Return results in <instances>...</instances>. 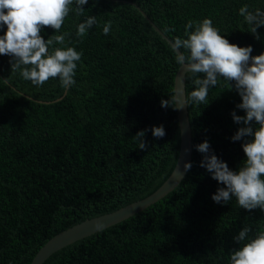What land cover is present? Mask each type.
I'll list each match as a JSON object with an SVG mask.
<instances>
[{"label": "trees", "instance_id": "16d2710c", "mask_svg": "<svg viewBox=\"0 0 264 264\" xmlns=\"http://www.w3.org/2000/svg\"><path fill=\"white\" fill-rule=\"evenodd\" d=\"M135 3L170 41L185 36L189 21L209 18L229 43L264 53V26L259 39L239 9L264 10V0H88L77 15L75 4L60 30L64 45L82 51L76 83L65 91L59 78L43 86L11 70L12 57L0 55V264H30L56 234L142 200L171 174L178 157L179 128L173 100L179 69L176 54ZM97 23L81 40L77 25L88 16ZM111 21V30L103 26ZM0 25V36L6 32ZM189 29L188 31H194ZM188 54L186 50L181 49ZM202 77L203 74H198ZM186 75V95L196 89ZM218 80L208 104L189 99L192 134L191 169L180 184L152 206L79 240L51 255L44 264H230L234 241L243 227L249 238L264 231V211L240 208L212 196L225 185L200 166L196 146L207 141L210 153L238 172L246 159L231 138L243 124L232 113L241 97L234 82ZM169 100L164 108L161 101ZM163 125L165 136L151 129ZM258 125L253 122V128ZM140 149L137 133L144 131Z\"/></svg>", "mask_w": 264, "mask_h": 264}, {"label": "clouds", "instance_id": "9594fccd", "mask_svg": "<svg viewBox=\"0 0 264 264\" xmlns=\"http://www.w3.org/2000/svg\"><path fill=\"white\" fill-rule=\"evenodd\" d=\"M87 3L88 0H0V25L7 27L4 35L0 36V55L12 57L11 70H19L22 78L35 86H43L49 79L59 78L60 86L65 91L71 89L76 83L74 76L82 51L66 46L56 47L50 52V46L64 45L70 34L52 35L45 41L40 32L46 27L60 32L72 10L71 6L75 4L76 14L82 15V6ZM239 15L250 26L251 34L259 39L257 29L264 26V10H249L248 5H244L239 9ZM96 23V16H88L77 25V37L82 40ZM111 24V21L104 24V35L110 32ZM194 26L195 30L189 32ZM185 36L187 38L177 37L169 43L176 54V63L195 77L193 83L197 87L190 97L185 95L184 106L189 105V99L197 104H208L209 88L215 87L218 80L222 79L228 84L234 82L235 90L241 97L237 108L244 110L245 115L232 113L233 121L244 126L231 139L239 141L252 137L242 145L246 159L238 172L230 170L227 163L216 155H209L211 149L207 141L196 146L197 151L204 154L200 166L213 179L225 185L217 190L212 199L216 203L227 204L235 197L240 208L264 211V53L251 56V46L240 47L229 43L209 18L202 22L189 21L185 25ZM181 49L188 54L185 55ZM174 99V109H182L177 103V96ZM161 106L169 107V100L161 101ZM253 122L258 125L255 129ZM146 131L148 129L136 135L140 140V149L146 147L143 140ZM151 131L156 138L166 134L163 125L153 127ZM191 167V163L184 165L186 171ZM251 231L250 227H243L233 237L242 246L232 251L230 264H264V231L249 238Z\"/></svg>", "mask_w": 264, "mask_h": 264}, {"label": "water", "instance_id": "95a60500", "mask_svg": "<svg viewBox=\"0 0 264 264\" xmlns=\"http://www.w3.org/2000/svg\"><path fill=\"white\" fill-rule=\"evenodd\" d=\"M137 8L138 11L149 21L152 28L169 44L171 41L163 35V33L149 20L143 11L135 4L127 2ZM170 45V44H169ZM251 64V60L249 61ZM186 70L179 66V69L174 78L173 100L175 104V96H177V103L182 109L177 111L178 128H179V150L176 164L166 179V181L148 197L127 205L114 212L85 220L76 224L49 239L36 253L30 264H44V262L57 251L89 236H92L100 231H103L111 226H114L131 216L145 210L152 206L160 199L172 192L183 180L188 170L186 171L184 165L191 163L192 160V134L189 120L188 105L184 106V98L186 95ZM176 107V105H175Z\"/></svg>", "mask_w": 264, "mask_h": 264}]
</instances>
